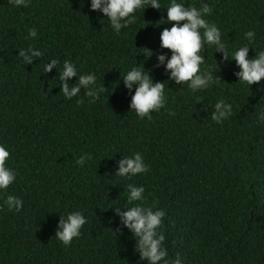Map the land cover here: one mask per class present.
Segmentation results:
<instances>
[{"label":"trees","instance_id":"obj_1","mask_svg":"<svg viewBox=\"0 0 264 264\" xmlns=\"http://www.w3.org/2000/svg\"><path fill=\"white\" fill-rule=\"evenodd\" d=\"M158 2L159 10L137 9L136 23L117 35L103 13L90 10L91 0H27L26 7L0 0V145L16 175L0 189V264H147L129 229L113 232V208L134 205L165 211L157 232L170 262L179 254L181 264H264V81H238L232 59L245 45L250 59L264 50V0H177L211 7L203 18L218 27L229 53L223 61L205 44L201 71L220 79L196 92L169 80L167 61L155 67L158 54L171 56L159 39L171 27L161 21L171 0ZM247 31L255 32L251 43ZM30 46L42 55L26 64L19 50ZM53 59L57 69L44 73ZM65 60L105 87L95 103L83 88L63 96ZM133 67L164 83L165 107L151 120L130 108L136 86L129 91L122 78ZM221 99L232 114L216 123ZM136 152L148 171L115 175L118 161ZM82 156L91 159L79 165ZM128 184L143 186L142 201L128 200ZM9 195L23 201L20 211H9ZM76 211L87 223L66 246L55 232L61 216Z\"/></svg>","mask_w":264,"mask_h":264},{"label":"clouds","instance_id":"obj_2","mask_svg":"<svg viewBox=\"0 0 264 264\" xmlns=\"http://www.w3.org/2000/svg\"><path fill=\"white\" fill-rule=\"evenodd\" d=\"M16 6H27V0H9ZM146 5L154 9H161L158 0H91L90 10L103 13L117 35L122 28H127L136 23L135 13L137 9ZM167 9V18L162 23H168L171 27H165L160 33V47L171 52L170 58L164 54L157 55L158 63L155 67H160L166 63L165 71L170 73L169 80L176 84H187L196 92L207 89L212 84L218 82L220 77L213 76L212 71L205 69L201 71L204 64V57L200 54L204 50L205 44L215 45L217 52L222 54L223 61H228L229 53L226 45L221 42V33L218 27L203 17L210 14L212 9L209 5L203 4L200 8L195 6L185 7L177 0H171ZM201 29L203 32L201 33ZM36 30L30 29L29 36L35 37ZM255 32L247 31L245 38L251 43L254 40ZM249 47L247 45L236 49L233 53V60L240 69L234 73L238 81L248 85L260 84L264 81V50H260L253 58H249ZM42 55L39 50H34L31 46L27 49L19 50V56L26 64H31L34 58ZM58 60L53 59L44 66V73H50L53 68L57 69ZM78 77L74 84H69V80ZM61 81L60 90L67 99L76 97L81 89L85 90V95L90 102L95 103L100 98V94L105 91L104 86H96V76L94 73H85L78 76L76 66L70 61L63 62L59 71ZM125 87L131 91L135 85V93L131 97V110H134L139 118L147 117L152 119L151 112L159 111L165 107L166 98L164 95V83L154 82L148 72L142 71L138 67H133L123 76ZM264 91V88H261ZM77 103H83L78 100ZM207 111V108L204 109ZM174 115V113H170ZM232 114V105L223 99L214 105L212 119L216 123H221ZM258 119L264 122V113L259 114ZM10 157V152L5 146L0 145V189H7L16 179L14 170L6 166ZM85 159L90 156H82L77 160V164L83 165ZM118 171L115 175L120 177H132L148 171V166L144 163L142 154L134 153L132 156L123 157L118 161ZM128 200L142 201L145 189L143 186L128 184ZM9 211L15 209L20 211L23 201L13 195H9L5 200ZM115 215L119 217V225L113 231L122 232L123 228L129 229L136 239L135 250L140 254V259L147 261V264H181L179 254L174 261H168V253L162 246L165 236L157 232L165 216L164 210H153L152 206L134 205L124 211L121 208H113ZM87 223L83 214L79 211L69 213L67 217L61 216L55 237L64 245H70L73 238L80 236V229Z\"/></svg>","mask_w":264,"mask_h":264}]
</instances>
